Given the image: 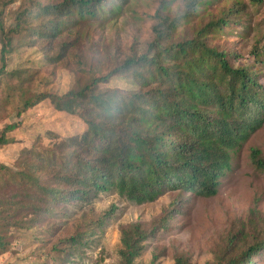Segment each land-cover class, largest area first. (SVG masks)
<instances>
[{
	"label": "trees",
	"instance_id": "16d2710c",
	"mask_svg": "<svg viewBox=\"0 0 264 264\" xmlns=\"http://www.w3.org/2000/svg\"><path fill=\"white\" fill-rule=\"evenodd\" d=\"M129 1L63 0L59 5L20 6L6 27L11 0L0 11V83L9 77L6 57L24 38V26L45 24L40 25V34L54 43L89 21H117ZM181 1L184 9L176 11L173 7L179 0L160 2L152 18L153 39L141 54L132 51L119 64L96 74L78 61L81 76L67 93L32 94L18 105L19 117L49 101L56 111L76 116L85 132L64 144L76 150L33 148L31 158L16 164L38 173L32 183L4 168L8 176L0 181V188L14 187L15 195L1 196L0 209L13 207L17 218L31 214L33 219L0 221V256L9 252L13 233H33L44 217L54 220L65 217L70 207H90L101 194L114 191L137 206L174 192L211 198L228 170L230 152L264 127V24L255 30L251 24V16L264 0H249L248 5L233 1L217 16L196 25L192 22L200 9L215 7L218 0ZM254 31V44L245 57L215 43L235 34L248 39ZM69 47L62 44L59 54ZM113 78L129 80L136 88L107 87ZM19 126L4 127L0 144ZM250 160L256 169L264 170L260 151L251 150ZM112 211L97 223L72 228L53 241L40 261L36 256L38 263L70 264L81 258ZM157 228H167L163 219ZM255 230L250 235H243V229L231 235L208 264H255V258L264 255V232ZM154 231L148 234L137 223L122 228L119 264H135ZM42 235L37 234V241ZM175 264L192 263L179 256Z\"/></svg>",
	"mask_w": 264,
	"mask_h": 264
},
{
	"label": "rangeland",
	"instance_id": "374dc122",
	"mask_svg": "<svg viewBox=\"0 0 264 264\" xmlns=\"http://www.w3.org/2000/svg\"><path fill=\"white\" fill-rule=\"evenodd\" d=\"M10 1L0 0V11ZM13 1L5 12L6 27L12 24L15 13L21 7L34 4L59 5L63 0ZM161 1L130 0L117 21H89L73 27L54 43L41 35L40 25L45 24L23 27L21 33L24 38L6 57L5 72L9 77L5 78V83H0V134L7 125L20 123L16 130L7 134L6 141L0 144V181L8 176L6 168L9 171L15 170L32 183L38 173L16 168V164L21 163L23 158H31L33 148H39V151L53 148L63 152L76 150L66 149L64 144L85 132L84 124L76 116L56 111L49 101L40 103L19 117L18 105L32 94L61 96L67 93L74 87L76 78L81 76L77 71L79 62L96 74L99 70L104 72L114 64H119L132 51L141 54L146 44L153 39L152 18ZM233 1L244 5L249 3V0H218L215 7L200 9L192 24L196 25L200 21L206 23ZM182 5L183 2L179 0L173 11L183 10ZM263 20L264 6L251 16L254 30L255 26L264 24ZM254 32L248 39L235 38V34V37L217 40L215 43L232 48L245 57L254 44ZM62 44L70 47L59 54ZM56 56L61 58L58 63L51 61ZM244 63L247 62L237 66ZM107 87L121 90L136 88L131 81L119 78H113ZM67 108L71 110V106ZM253 149L260 151L264 157V127L230 152L228 170L211 198L174 192L160 196L154 202L137 206L124 201L114 191L101 194L90 207H70L65 217L59 215L54 220L44 217L36 223L33 233L30 230L13 233L10 237L11 248L8 253L0 256V264H37L36 256H39L40 261L53 241L69 233L72 228L88 222L97 223L111 209V216L97 231L91 246L81 258H74L70 264H119L120 231L136 223L148 234L155 229V234L144 244V250L135 264H175L179 256L186 257L192 264L212 263L213 253L239 230L243 229V235H250L253 230L256 231L255 228L264 232V170H258L252 164L250 154ZM13 188L9 186L6 191L0 188V198L3 195L7 198L15 195ZM12 208L0 209V221H10L11 218L23 221L33 219L31 214L17 218L19 215ZM161 219L167 228H157ZM37 234H43L41 241H37ZM44 262L52 264L47 260ZM255 262L264 264V255L256 257Z\"/></svg>",
	"mask_w": 264,
	"mask_h": 264
}]
</instances>
